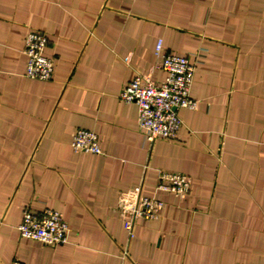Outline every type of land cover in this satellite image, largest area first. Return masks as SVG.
<instances>
[{
    "label": "crops",
    "instance_id": "obj_1",
    "mask_svg": "<svg viewBox=\"0 0 264 264\" xmlns=\"http://www.w3.org/2000/svg\"><path fill=\"white\" fill-rule=\"evenodd\" d=\"M47 37L49 81L23 76ZM162 51L194 63V110L175 141H145L119 99ZM101 155L74 151L77 129ZM157 170L190 178L154 191ZM141 187L164 202L128 237L114 207ZM58 211L67 242L19 236L25 208ZM0 264H264V0H0Z\"/></svg>",
    "mask_w": 264,
    "mask_h": 264
},
{
    "label": "built area",
    "instance_id": "obj_2",
    "mask_svg": "<svg viewBox=\"0 0 264 264\" xmlns=\"http://www.w3.org/2000/svg\"><path fill=\"white\" fill-rule=\"evenodd\" d=\"M47 37L44 33L30 29L23 43L26 57L23 76L30 79L49 81L53 74V62L44 54ZM156 63L154 71H161L163 77L155 80L150 74L135 72L132 80L120 91L118 97L137 108L138 129L145 141L152 144L157 139L175 141L183 121L179 109L194 110L197 101L190 97L194 75V63L187 57L166 54L162 42L158 40L154 51ZM74 151L101 155L96 133L77 129L72 137ZM190 178L179 172L157 170L156 193H169L183 198L189 191ZM144 195L141 187H133L122 192L114 207L121 219L128 237H132L134 223L138 219L154 220L160 217L164 202L156 195ZM19 236L54 247L67 242L68 226L62 215L45 208L41 212L25 208L17 226Z\"/></svg>",
    "mask_w": 264,
    "mask_h": 264
}]
</instances>
